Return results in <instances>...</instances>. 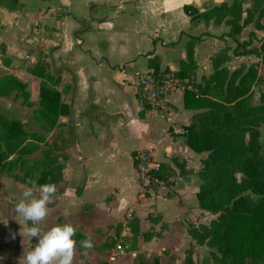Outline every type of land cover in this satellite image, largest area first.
Returning a JSON list of instances; mask_svg holds the SVG:
<instances>
[{
  "label": "crops",
  "instance_id": "obj_1",
  "mask_svg": "<svg viewBox=\"0 0 264 264\" xmlns=\"http://www.w3.org/2000/svg\"><path fill=\"white\" fill-rule=\"evenodd\" d=\"M18 1L19 8L15 11L0 7V78L10 75L25 84L30 106L22 101L21 104L29 108L34 100L39 102L40 78L27 69L40 63L43 72L56 81L53 86L62 106L57 118V122L62 123L59 134L67 142L65 133L70 128L74 138L69 146L67 142V155L63 151L66 156V160H60L63 165L67 162V166L84 164L89 167L90 161L99 158L127 175L123 181L125 186L112 184L118 193L113 195L114 199L105 206L106 209L84 212L80 209H49L48 215L37 226L42 231L63 223H71L77 228L72 264H160L164 261L183 264L190 246L194 250L191 254L193 263L197 257L207 256L210 248L196 244L187 233L189 224L207 225L215 218L199 206L196 198L202 184L198 176L200 160L206 153L189 148L177 132L190 124L196 110L184 107L182 89L168 93L160 106L145 109L137 95L136 80L140 74L153 71L151 59L154 57H157L160 71H178L180 64L186 61L188 37L201 36V42L194 46L196 68L191 77V88H188L195 91L201 78L211 73L209 58L222 48L217 43L220 35L215 30L222 29L225 32L222 38L227 39L229 28L212 22L206 25L201 19L191 20L192 16L184 12L183 6L191 5L200 13L223 2L229 5L232 0ZM242 1L244 8L249 7L250 0ZM260 23L264 24V16ZM243 27L248 28V34L252 33L250 37L255 43L264 39V28H255L254 23ZM235 37L238 39L237 34ZM262 56V52L257 56H233L237 65L229 69L230 59L226 66L233 70L241 63H256L261 76ZM35 79H38V85L33 100L30 81ZM11 93L17 96L15 91ZM8 96H0V99ZM35 109L32 115L36 121ZM0 110L5 112L1 107ZM51 132V129L44 131L41 128L45 136ZM74 150L81 151L82 156L72 155L70 151ZM140 150H146L153 161L169 168V187L176 198L167 196L164 186L148 189L147 198L137 193V171L132 152ZM173 157L185 162V175L178 174L171 160ZM129 163L131 167H128ZM83 171L88 175L92 173L87 177L86 191L91 182H98L101 177L92 166ZM10 186L20 192L31 188L22 179L2 172L1 202L5 196L2 190ZM136 193L143 196L144 203L148 202L149 209L114 207L115 200L121 206ZM6 195L5 199L14 198L16 203L20 199V196ZM190 196L193 202L185 203V198ZM167 201L169 204L165 206ZM55 213L57 221L49 223L50 216ZM148 213L159 216V221L150 222ZM130 217L138 219L140 232L152 231L151 238L144 240L138 236L133 243L126 226ZM29 226L31 222L26 223L15 208L0 209V264H19V259L32 250L37 238L30 240L27 236ZM89 239L93 246L84 248L83 241ZM140 253L144 259L135 260L134 257H141Z\"/></svg>",
  "mask_w": 264,
  "mask_h": 264
},
{
  "label": "trees",
  "instance_id": "obj_2",
  "mask_svg": "<svg viewBox=\"0 0 264 264\" xmlns=\"http://www.w3.org/2000/svg\"><path fill=\"white\" fill-rule=\"evenodd\" d=\"M243 4L242 0H232L229 5L210 7L200 13L191 5L183 6V10L192 16L191 20L201 19L206 25L212 22L227 26L226 34L235 42L232 56H257L259 50H264L263 44L258 49L245 47L247 41L239 42L235 35L250 23H254L255 28H264L260 23L264 16V0H250L246 8ZM0 7L15 11L19 8V1L0 0ZM200 42L201 36L188 37L186 61L175 71L177 77H194V46ZM231 55L225 48L215 52L209 58L211 73L201 78V82L195 85V91L184 90V107L196 111L190 124L182 126L180 134L189 148L206 153L200 160L198 176L202 184L196 198L200 207L215 215L207 225L189 224L187 233L196 244L210 248L213 264H264V95L259 96L257 104L250 101L252 87L264 83V78L258 75L256 63H241L229 70L226 65ZM156 59H151L155 74L160 72ZM3 62L6 63L5 60ZM27 71L40 78L39 107L33 111L36 121L44 131L54 127L60 135L62 123L47 115L51 111L58 117L62 112L59 93L53 86L56 81L43 72L40 63ZM12 91L22 97L24 105L30 106L24 83L10 75L0 78V96H8ZM140 101L145 109L156 108ZM28 142L44 145L46 149L37 158H32ZM66 147L62 134L49 146L43 133L27 131L19 120L7 117L0 110V173L6 172L13 178L20 176L24 182L33 180L36 186L52 184L58 179L55 173L64 166L60 160H66L63 154ZM134 155L135 151L132 158ZM171 160L179 175L187 173L184 161L179 162L176 157ZM166 169L169 168L160 164L154 176L160 181L168 180ZM153 188H158V184ZM76 194L79 195L80 190ZM159 218L147 214L152 223L158 222ZM126 226L133 243L138 236L148 240L154 234L150 230L140 232L136 217H130ZM191 254L186 253L184 263L193 264Z\"/></svg>",
  "mask_w": 264,
  "mask_h": 264
},
{
  "label": "rangeland",
  "instance_id": "obj_3",
  "mask_svg": "<svg viewBox=\"0 0 264 264\" xmlns=\"http://www.w3.org/2000/svg\"><path fill=\"white\" fill-rule=\"evenodd\" d=\"M222 4H225V3L224 2L220 3V5ZM241 28L238 30L237 35H238L239 41L240 40L249 41V43H247L245 47H255L258 49L259 47H261V44H263L264 46V39H260L255 43L253 39H251L250 37L251 35L248 34V28L247 27H243L244 29H241ZM215 33L217 35H220L218 42H217L219 47L225 48L226 50H228V52L231 55V50L234 48L235 42L230 37L227 39H223L222 36L225 34V32H223L222 29L215 30ZM261 52L264 55V50H260L258 54L261 55ZM230 57H231V61L227 65L229 69H231V67L233 66H236L238 63L237 60L234 59L232 55ZM25 60L26 58L23 57V61ZM247 61H250V60L247 59ZM253 61H255V59ZM259 72H260L261 77L264 78V67H261ZM37 85H38V79L30 81V89L32 90L33 100L35 99V96H36ZM251 91H252V96L250 99L251 103L252 104L259 103V96L262 94L264 95V83L260 85H254ZM21 101H22V98L20 97V95L15 96L13 95V93H11L10 96L4 99H0V107L8 114V116L20 120L21 123L26 128V130L28 131L35 130V131L41 132V128L38 122L34 120L33 115H32V110L39 107V102L34 100L32 102V106L27 108L21 104ZM47 115L51 117L52 119L58 118V117H55L57 115H55V113L51 111L47 112ZM59 129L61 130L62 127H59ZM51 130H52L51 133L46 134L49 146H51L56 141V139L57 138L59 139L61 136V134L60 135L57 134L58 129L55 130L54 127H52ZM67 131L68 132L65 133V137L67 139L68 146H69V144L73 142L74 138H73V134L70 128ZM27 145L32 149V154H31L32 158H37L40 152L46 149L44 145H38V144L31 143V142H28ZM68 152H69L68 149L64 150L65 154ZM70 153H72V155L75 154V155L82 156L81 151H78V150L70 151ZM66 164L67 162H65L63 166L64 168H62L60 171H57L55 173V175L58 176V179H56L55 182L52 183L55 186V193L52 194L50 198V202L47 205L48 209H80V210H83L82 212L87 211L88 209H106L105 206H107L108 203H110L114 199L113 195L118 193L116 191V188H113L112 184L119 185V186H125L123 181L124 179L127 178L126 173H124L122 170L117 171L114 165L109 164L106 161H102L99 158H95L92 161H90V164H91L90 166L95 168L96 170L95 172L98 173L101 178L98 182H95V183L91 182V184L89 185V188L85 191L87 177H90L92 173L88 175L87 172H85L84 174L83 170L86 171L88 168H90V166L88 167L84 164L83 165L73 164V165L67 166ZM128 167H131L130 163ZM135 170H136V167H135ZM165 175L170 176L169 171L167 169L165 170ZM137 176H136L137 184H138L137 193L144 195V197L147 198L148 189H151L153 187L149 188V187L143 186L140 179L138 180ZM18 178H20V176H18ZM22 182L24 181L22 180ZM26 182L24 183L27 186H30L32 189H34L33 194L38 197L40 186H36L33 180L26 181ZM170 183L171 182H169L168 180L161 181L158 187L164 186L166 188V195L169 197L173 196V198H176L177 195L169 187ZM109 187L110 189L107 191ZM77 190H80V194H82L83 196L82 195L77 196L76 194ZM21 193L22 192L18 191L15 187H12V186L6 188L5 190H2V194L3 195L5 194V196H2L3 198H2V202L0 201V207L4 209L5 207H7V209H14L16 205L14 198L5 199L7 196L6 194H10L13 196H20L21 198ZM137 193L135 196L129 197V200H127V203L126 204L122 203L121 206L119 205V201L115 200L114 207L116 209H149L150 207L147 204L148 202L145 201L144 203L143 196L139 197L137 196ZM185 200H186L185 203L191 202V201L193 202V197L191 196L187 197L185 198ZM168 204L169 202L167 201L165 203V206ZM178 204L181 205L180 200H178ZM187 204H190V203H187ZM56 221H57V213L50 216L48 222L55 223ZM129 246L131 247V244ZM193 251H194L193 249L187 250V252H190L192 254H193ZM138 255H141V257L140 256L134 257L135 260L136 258L144 259V257L142 256L143 253H140ZM210 259L211 258L209 254L202 258L197 257L196 262L193 264H213ZM160 264H173V263L169 261H164ZM183 264H187V263H184L183 261Z\"/></svg>",
  "mask_w": 264,
  "mask_h": 264
},
{
  "label": "clouds",
  "instance_id": "obj_4",
  "mask_svg": "<svg viewBox=\"0 0 264 264\" xmlns=\"http://www.w3.org/2000/svg\"><path fill=\"white\" fill-rule=\"evenodd\" d=\"M55 193L53 184H43L39 188V196L33 194L32 188H25L21 198L15 205L16 213L20 214L25 222H31L27 228V236L37 238L31 251L19 259V264H72L74 248L77 241L74 239L77 228L71 223L52 226L42 231L37 225L48 215V203ZM84 248H91L92 241H83Z\"/></svg>",
  "mask_w": 264,
  "mask_h": 264
},
{
  "label": "built area",
  "instance_id": "obj_5",
  "mask_svg": "<svg viewBox=\"0 0 264 264\" xmlns=\"http://www.w3.org/2000/svg\"><path fill=\"white\" fill-rule=\"evenodd\" d=\"M191 79L180 78L175 75V71L166 70L155 74L153 71L142 73L137 77L136 90L140 99L152 106H160L165 96L178 89L191 88ZM182 133L183 130L178 129ZM138 178L145 187H153L161 181L154 176L159 170V164L152 160L146 150L135 151L133 157Z\"/></svg>",
  "mask_w": 264,
  "mask_h": 264
}]
</instances>
